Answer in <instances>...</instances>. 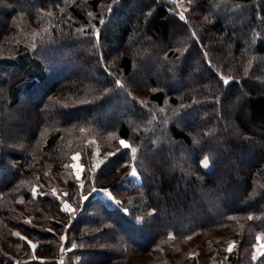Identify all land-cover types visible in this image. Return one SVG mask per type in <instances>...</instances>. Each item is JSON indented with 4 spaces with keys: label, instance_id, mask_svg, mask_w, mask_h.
Masks as SVG:
<instances>
[{
    "label": "trees",
    "instance_id": "1",
    "mask_svg": "<svg viewBox=\"0 0 264 264\" xmlns=\"http://www.w3.org/2000/svg\"><path fill=\"white\" fill-rule=\"evenodd\" d=\"M186 1L0 0V264H264V0Z\"/></svg>",
    "mask_w": 264,
    "mask_h": 264
},
{
    "label": "rangeland",
    "instance_id": "2",
    "mask_svg": "<svg viewBox=\"0 0 264 264\" xmlns=\"http://www.w3.org/2000/svg\"><path fill=\"white\" fill-rule=\"evenodd\" d=\"M177 1V3L179 4V7H180V9L182 10V11H184L186 8H187V6H188V2L186 1V0H176ZM57 63H60V62H57ZM150 64H153V62L151 61L150 63H149V65ZM198 65V64H197ZM199 66V65H198ZM82 67V66H81ZM80 67H76V69H79ZM150 68H153L152 66L150 67ZM81 69H83V67L81 68ZM84 69H85V67H84ZM88 69V68H87ZM87 69H85V71L84 72H87V71H89V70H87ZM205 74V73H204ZM83 75H85V74H83ZM175 84H177V81H175V80H172L171 81V85L173 86V85H175ZM126 142V141H125ZM127 143V142H126ZM97 154H99V152H97L96 153V156H97ZM77 155H78V158L77 159H73V161H72V167H73V169H74V171H75V173H76V175L77 176H81V173H82V168H83V166H82V164H81V162H80V154L79 153H75L74 154V156L73 157H77ZM136 172V171H135ZM133 177L137 180V181H139V177H138V174H137V172H136V175H133ZM102 196L104 197V198H110V197H112L113 195H112V193H110V192H102ZM65 203H67L68 205H69V203L68 202H65ZM111 204H112V202H111ZM70 206V205H69ZM71 208V207H70ZM231 244H233V243H230L229 245H228V248H229V246L231 245ZM257 253H260V249L258 248V250H257Z\"/></svg>",
    "mask_w": 264,
    "mask_h": 264
},
{
    "label": "snow or ice",
    "instance_id": "3",
    "mask_svg": "<svg viewBox=\"0 0 264 264\" xmlns=\"http://www.w3.org/2000/svg\"><path fill=\"white\" fill-rule=\"evenodd\" d=\"M225 82L227 83V81H225ZM120 144H121L123 147H125V148H129V147H130V145H128V144H127L125 141H123V140L120 141ZM132 151L135 152V149H132ZM77 158H78V155H77V157H73V159H77ZM203 163H204V166H207V158H205V160L203 161ZM131 174H132V175H136L135 169H133V172H132ZM34 191H35V190H34ZM64 195H67V193H65ZM85 199H86V197H85ZM69 209H70V206H69L67 203H65V204H64V208H63L62 210H63V211H69ZM249 219H251V217H249ZM16 235L19 236V233H16ZM257 239L259 240V239H261V238H260V237H257ZM28 244L31 245V247L33 248V250H35V248L37 247L35 244H32L31 241H28ZM234 246H235L234 244H231L227 250H228L229 252H231ZM261 247L264 248V245H262ZM253 259H256V257H253Z\"/></svg>",
    "mask_w": 264,
    "mask_h": 264
}]
</instances>
